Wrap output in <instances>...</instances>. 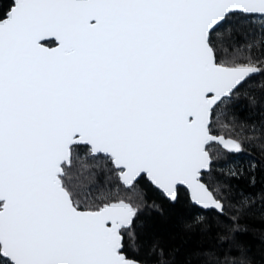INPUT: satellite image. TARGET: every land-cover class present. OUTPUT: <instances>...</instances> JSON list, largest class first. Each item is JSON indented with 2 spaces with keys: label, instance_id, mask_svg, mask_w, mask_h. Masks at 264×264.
Instances as JSON below:
<instances>
[{
  "label": "snow or ice",
  "instance_id": "obj_1",
  "mask_svg": "<svg viewBox=\"0 0 264 264\" xmlns=\"http://www.w3.org/2000/svg\"><path fill=\"white\" fill-rule=\"evenodd\" d=\"M256 19L264 21V0H10L0 7V264H149L128 252L137 247L141 207L110 190L93 199L74 183V162L83 159L87 169L99 154L125 189L146 177L175 204L178 186H186L183 230L234 233L256 197L230 181L247 174L254 184L257 163L230 164L213 187L204 181L213 163L206 146L244 151L239 140L213 133L221 105L241 96L258 103L245 86L264 76V23L242 31ZM229 47L234 54L222 59ZM259 90L264 99V83ZM260 132L248 140L264 152V126ZM147 255L169 264L158 244ZM193 255L203 264H251L240 246Z\"/></svg>",
  "mask_w": 264,
  "mask_h": 264
},
{
  "label": "trees",
  "instance_id": "obj_2",
  "mask_svg": "<svg viewBox=\"0 0 264 264\" xmlns=\"http://www.w3.org/2000/svg\"><path fill=\"white\" fill-rule=\"evenodd\" d=\"M10 0H0V7H6ZM264 21L255 20L254 24L248 26L244 22L242 31L251 32L258 29ZM255 35V33H253ZM236 42L243 43L244 37L237 36ZM232 43L231 39L225 37V44ZM232 48L222 55V59H230L233 55ZM264 83V76H254L245 89L256 95L258 103L250 104L243 96L239 100L233 99L226 105L217 109L220 113L219 120L214 124V134L239 140L244 151L238 154L228 153L222 146L213 143L207 147L213 158L212 171L204 174V181L215 187L225 177L222 169L227 171L228 166L247 167L250 161H255L257 167L254 173L255 183H251V177L247 174L241 179H233L230 183L237 189L252 193L256 197L255 211L245 217H241L234 233L226 232L222 228H214L210 233H199L185 231L181 227V220L187 218L191 203L189 194L184 188L178 189V201L170 203L163 194L156 189L145 177L136 184L132 190L125 189L117 178L114 165L104 155L89 157L90 166L82 167L83 159L74 162L72 169L74 183L77 184L84 194H90L96 198L102 192H118L120 197L132 200L141 207V215L138 224L142 227L137 231V247H128L130 254H138L148 259L149 264H157V256H148L154 244H158L165 250L164 259L169 264H203V260L195 257L193 253L198 250L215 249L218 252L227 253L231 250L236 252L237 246L243 247L251 264H264V209L260 202L264 200V152L257 146L259 141H249L248 137L261 135L264 126V99L260 97L259 85ZM243 91V90H242ZM252 125L257 131L253 133ZM87 147L79 149V156L83 158ZM159 205L162 211H157L153 206ZM215 217V212L208 213ZM223 237L224 239H221ZM227 240L228 243H224ZM131 245V242H129Z\"/></svg>",
  "mask_w": 264,
  "mask_h": 264
},
{
  "label": "water",
  "instance_id": "obj_3",
  "mask_svg": "<svg viewBox=\"0 0 264 264\" xmlns=\"http://www.w3.org/2000/svg\"><path fill=\"white\" fill-rule=\"evenodd\" d=\"M214 134V133H213ZM214 135H216V134H214ZM226 138H228V137H226ZM218 144V143H217ZM220 145V144H219ZM220 146H222V145H220ZM206 147H208V146H206ZM210 154V153H209ZM99 155H103V154H99ZM179 188H184L187 192H188V190H187V188H186V186H178V189ZM189 194V193H188Z\"/></svg>",
  "mask_w": 264,
  "mask_h": 264
},
{
  "label": "rangeland",
  "instance_id": "obj_4",
  "mask_svg": "<svg viewBox=\"0 0 264 264\" xmlns=\"http://www.w3.org/2000/svg\"><path fill=\"white\" fill-rule=\"evenodd\" d=\"M259 20V19H258ZM259 21H261V20H259Z\"/></svg>",
  "mask_w": 264,
  "mask_h": 264
}]
</instances>
